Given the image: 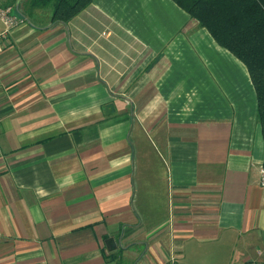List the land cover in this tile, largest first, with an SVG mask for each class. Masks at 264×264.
Segmentation results:
<instances>
[{"label": "crops", "instance_id": "1", "mask_svg": "<svg viewBox=\"0 0 264 264\" xmlns=\"http://www.w3.org/2000/svg\"><path fill=\"white\" fill-rule=\"evenodd\" d=\"M27 1L0 2V264H263L245 64L173 0Z\"/></svg>", "mask_w": 264, "mask_h": 264}, {"label": "trees", "instance_id": "2", "mask_svg": "<svg viewBox=\"0 0 264 264\" xmlns=\"http://www.w3.org/2000/svg\"><path fill=\"white\" fill-rule=\"evenodd\" d=\"M173 1L247 67L257 96V121L264 141V0ZM27 2L31 12L50 8L52 23H67L92 0Z\"/></svg>", "mask_w": 264, "mask_h": 264}, {"label": "built area", "instance_id": "3", "mask_svg": "<svg viewBox=\"0 0 264 264\" xmlns=\"http://www.w3.org/2000/svg\"><path fill=\"white\" fill-rule=\"evenodd\" d=\"M0 22L2 29L0 30V43L7 37L9 31L20 23L19 17L15 14L13 6L0 7ZM260 183L264 186V164L259 168ZM168 264H179L176 259H170ZM264 264V263H263Z\"/></svg>", "mask_w": 264, "mask_h": 264}, {"label": "rangeland", "instance_id": "4", "mask_svg": "<svg viewBox=\"0 0 264 264\" xmlns=\"http://www.w3.org/2000/svg\"><path fill=\"white\" fill-rule=\"evenodd\" d=\"M5 0H0L1 3H3ZM10 3H13L15 0H8Z\"/></svg>", "mask_w": 264, "mask_h": 264}]
</instances>
